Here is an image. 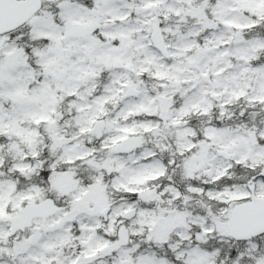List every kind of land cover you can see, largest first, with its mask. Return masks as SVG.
I'll use <instances>...</instances> for the list:
<instances>
[{
  "label": "snow or ice",
  "instance_id": "6c2138e0",
  "mask_svg": "<svg viewBox=\"0 0 264 264\" xmlns=\"http://www.w3.org/2000/svg\"><path fill=\"white\" fill-rule=\"evenodd\" d=\"M0 264H264V0H0Z\"/></svg>",
  "mask_w": 264,
  "mask_h": 264
}]
</instances>
